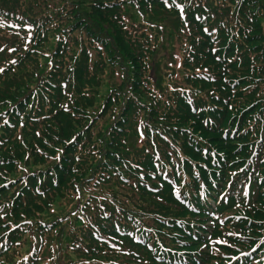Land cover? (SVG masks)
<instances>
[{
  "label": "trees",
  "instance_id": "16d2710c",
  "mask_svg": "<svg viewBox=\"0 0 264 264\" xmlns=\"http://www.w3.org/2000/svg\"><path fill=\"white\" fill-rule=\"evenodd\" d=\"M0 13L34 25L0 29V264L263 262L264 0Z\"/></svg>",
  "mask_w": 264,
  "mask_h": 264
},
{
  "label": "snow or ice",
  "instance_id": "6c2138e0",
  "mask_svg": "<svg viewBox=\"0 0 264 264\" xmlns=\"http://www.w3.org/2000/svg\"><path fill=\"white\" fill-rule=\"evenodd\" d=\"M173 3H175V0H173ZM176 7H177V8H180V9L182 10V7H183V6H182V5H179V4H176ZM0 71H3V69H0Z\"/></svg>",
  "mask_w": 264,
  "mask_h": 264
},
{
  "label": "rangeland",
  "instance_id": "374dc122",
  "mask_svg": "<svg viewBox=\"0 0 264 264\" xmlns=\"http://www.w3.org/2000/svg\"><path fill=\"white\" fill-rule=\"evenodd\" d=\"M103 99H100L99 101L101 102Z\"/></svg>",
  "mask_w": 264,
  "mask_h": 264
}]
</instances>
